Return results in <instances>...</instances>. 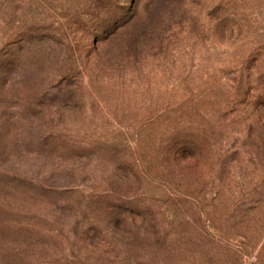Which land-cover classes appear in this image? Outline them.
Wrapping results in <instances>:
<instances>
[{"label":"rangeland","instance_id":"rangeland-1","mask_svg":"<svg viewBox=\"0 0 264 264\" xmlns=\"http://www.w3.org/2000/svg\"><path fill=\"white\" fill-rule=\"evenodd\" d=\"M0 264H264V0H0Z\"/></svg>","mask_w":264,"mask_h":264}]
</instances>
